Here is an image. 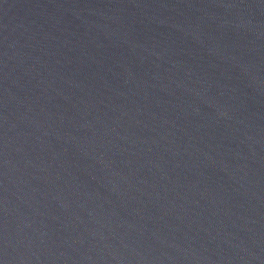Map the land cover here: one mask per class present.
Instances as JSON below:
<instances>
[{
	"label": "water",
	"instance_id": "95a60500",
	"mask_svg": "<svg viewBox=\"0 0 264 264\" xmlns=\"http://www.w3.org/2000/svg\"><path fill=\"white\" fill-rule=\"evenodd\" d=\"M0 264H264V0H0Z\"/></svg>",
	"mask_w": 264,
	"mask_h": 264
}]
</instances>
